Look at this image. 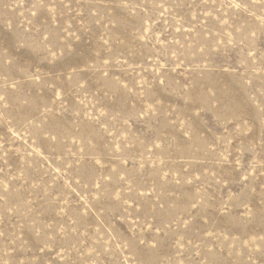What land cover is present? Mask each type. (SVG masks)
<instances>
[{"label": "rangeland", "instance_id": "1", "mask_svg": "<svg viewBox=\"0 0 264 264\" xmlns=\"http://www.w3.org/2000/svg\"><path fill=\"white\" fill-rule=\"evenodd\" d=\"M0 264H264V0H0Z\"/></svg>", "mask_w": 264, "mask_h": 264}]
</instances>
